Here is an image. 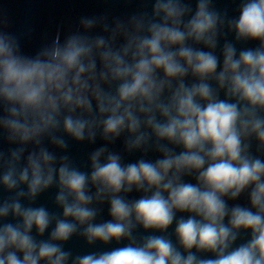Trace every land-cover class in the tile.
Segmentation results:
<instances>
[{"label": "clouds", "instance_id": "9594fccd", "mask_svg": "<svg viewBox=\"0 0 264 264\" xmlns=\"http://www.w3.org/2000/svg\"><path fill=\"white\" fill-rule=\"evenodd\" d=\"M139 4L31 55L0 13V264H264V0Z\"/></svg>", "mask_w": 264, "mask_h": 264}, {"label": "water", "instance_id": "95a60500", "mask_svg": "<svg viewBox=\"0 0 264 264\" xmlns=\"http://www.w3.org/2000/svg\"><path fill=\"white\" fill-rule=\"evenodd\" d=\"M239 0L233 3V0H214L215 6L220 10L227 9L229 15H238L235 11ZM194 6V4H193ZM140 7L139 0H132L131 3H126L125 0H0V13L7 16L9 20L10 31L20 38L22 50L26 54H34L44 43L60 31L61 34H66L69 30H74L81 16L93 15H108L112 17H125L137 11ZM151 5H148L150 11ZM231 39V37H229ZM243 47H254L255 42H250ZM103 142L98 140L96 144L89 145L86 142L77 144L69 140L68 155L73 159L74 163L81 167L82 170H88V154L96 147H99ZM7 148V145H3ZM114 150L120 151L122 148L121 142L110 146ZM156 154H151V158H155ZM139 157V153L126 157V162L135 160ZM194 182V181H192ZM9 195L0 191V197ZM139 193H131L129 199L139 197ZM55 189L42 194L37 205H44L50 211L59 212L60 210L54 205ZM238 203L246 204V197H241ZM232 203V202H230ZM110 217L107 215V205L103 206V212L99 219L106 220ZM174 228V226H173ZM169 229V233L173 231ZM138 234L146 235L142 229H138ZM158 234V233H157ZM47 237V234L44 238ZM174 239V237H173ZM247 239V234L243 236ZM243 240L238 241V243ZM126 241L121 242V245L115 243L105 247L99 243L89 247L79 237H73L71 241L64 245L66 250H70L75 255H83L88 252H99L110 250L113 247L123 246Z\"/></svg>", "mask_w": 264, "mask_h": 264}]
</instances>
